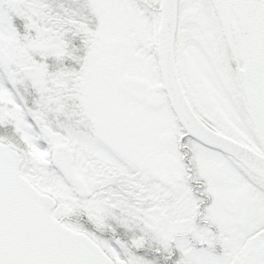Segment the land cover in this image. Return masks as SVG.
<instances>
[{
    "label": "snow or ice",
    "instance_id": "6c2138e0",
    "mask_svg": "<svg viewBox=\"0 0 264 264\" xmlns=\"http://www.w3.org/2000/svg\"><path fill=\"white\" fill-rule=\"evenodd\" d=\"M0 264H264V0H0Z\"/></svg>",
    "mask_w": 264,
    "mask_h": 264
}]
</instances>
